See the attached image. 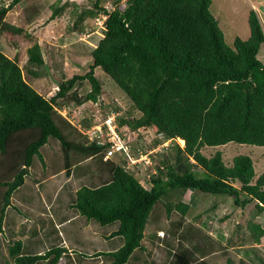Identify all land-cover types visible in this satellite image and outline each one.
<instances>
[{"label":"trees","instance_id":"trees-1","mask_svg":"<svg viewBox=\"0 0 264 264\" xmlns=\"http://www.w3.org/2000/svg\"><path fill=\"white\" fill-rule=\"evenodd\" d=\"M19 1L5 5L0 0V36L10 32L32 41L23 66L18 50L11 57L0 48V184L6 187L0 206V248L11 197L25 182L35 155L46 166L40 149L53 137L64 151L67 175L79 166L71 151L86 158L100 156L107 169L102 182L79 186L69 202L88 220L102 225L118 222L110 234L121 236L123 243L103 252L109 258L104 264H126L136 249L146 250L142 240L149 218L157 203L166 201L172 190L182 195L193 190L210 196L228 195L243 208L253 204V217L247 225L251 241L245 243L244 252L248 256L253 250L254 256H249L248 262L240 258V263L264 264L253 245L264 237V224L253 220L264 212V171L256 174L249 155L238 154L227 165L220 151L208 156L201 150L232 141L264 145V62L258 57L264 30L257 11H249L250 35L246 39L236 36L229 44L211 11L212 0H125L122 6L121 0H115L109 8L101 0H94L92 8L76 14L74 24L83 32L87 20L105 13L107 39L93 51L89 70L62 80L58 90L46 97L24 77V71L36 78L47 73L40 43L23 26L5 18ZM58 3L53 5L52 19L70 2ZM98 67L140 113L118 117L119 126L127 125L132 130L151 127L157 135L162 134V139L148 145L154 150L171 139L164 146L168 151L174 148L173 157L158 161L156 156L165 152H150L156 168V173L148 176L150 187L141 182L133 167H126L127 157L119 161L103 159L104 146L98 135L85 143L69 139L65 132L64 128L72 125L58 109L100 99L103 84L95 73ZM83 82L91 88L81 95L75 87ZM82 121L89 126L88 119ZM177 138L184 140V146ZM129 145L134 156L151 150L138 148L135 152ZM215 206L204 208L197 216ZM165 207L168 215L177 210L183 217L191 204L180 199L167 201ZM212 239L206 234L205 246L199 242L178 244L168 251L167 264L205 263L204 256L214 247ZM25 249L23 239L9 247L13 264H37L52 254L47 264H57L65 250L64 246H55L43 254L29 250L33 252L30 254ZM227 264H233L230 257Z\"/></svg>","mask_w":264,"mask_h":264},{"label":"rangeland","instance_id":"rangeland-1","mask_svg":"<svg viewBox=\"0 0 264 264\" xmlns=\"http://www.w3.org/2000/svg\"><path fill=\"white\" fill-rule=\"evenodd\" d=\"M12 1L1 0V3L8 5ZM65 1L70 3L58 17L52 19L50 16L53 5L58 2L60 5ZM113 1L115 0H101V3L109 8L112 7ZM121 1L122 6L125 0ZM93 4L94 0H20L8 10L6 21L23 26L35 36L42 47L47 63L46 75L36 78L24 71V77L46 97L52 96L58 90V84L62 80L89 70L93 51L98 48L99 42L107 39L104 22H96L99 15L85 22V34L74 24L76 14L83 9L92 8ZM252 8L259 14L264 30V0H212L211 11L218 19L227 43L232 44L236 36L246 39L250 35L248 17ZM31 44L32 41L21 34L6 32L0 36V48L11 57L18 50L21 66L26 62L27 48ZM258 57L264 62V44ZM95 73L103 84L100 99L81 105L72 103L57 111L72 125L64 128L69 139L85 143L91 141V138L97 135L95 125L100 124L111 110H124L122 115L128 117L140 115L132 109L130 100L121 88L100 67L96 68ZM90 88L88 82H83L81 86L76 85L75 90L83 95ZM55 118L59 121L58 115H55ZM85 118L89 120L88 127L83 125L82 120ZM87 129H90L88 135L83 133V130ZM120 132L131 143L135 152H138V148L139 151L149 150L151 147L148 145L156 138L162 139V134L157 135L151 127L132 130L124 125ZM177 141L184 146V140L177 138ZM170 142L171 139H166L159 147L153 149L155 153L165 152L158 154L155 159L161 161L174 156V148L168 151L165 147ZM40 150L46 166L38 155L34 156L25 182L13 193L11 204L7 208L1 235L0 264H13L8 249L17 239H23L25 253L30 254L33 249L43 254L55 246H64L65 250L57 264H104L109 258L103 252L114 250L123 243L121 236L112 238L110 234L117 228L118 222L102 225L94 219L88 220L69 206L70 199L79 186L99 184L106 178L108 172L101 163L100 156L86 158L71 151L72 159H75L79 166L78 169L73 168L72 176L67 179L65 156L60 142L50 137ZM201 150L208 156L220 151L227 165L233 163L236 155L246 154L253 159L256 174L264 171V145L232 141L222 145L203 146ZM119 160L120 158H117L116 161ZM154 165L151 157L149 163L142 161L133 166L146 187H150L148 176L156 173ZM2 179L0 176V180ZM5 189L6 187L0 184V206L3 205L2 195ZM180 199L190 202L188 213L182 217L177 210H173L168 215L165 203H175ZM211 205L216 206L197 216ZM252 205L249 204L245 208L238 206L233 197L228 195L210 196L199 190L182 195L178 190H172L166 201L157 203L149 218L142 240L146 250L136 249L134 256L126 264H167L170 249L180 243L191 245L192 242H199L205 246L206 234L212 236L214 247L204 256L205 263L201 264H227L229 257L233 264H241L240 258L248 262L249 256H254L253 250L248 256L244 252L245 243L251 241L247 225L248 220L253 217ZM253 220L264 224V212L256 215ZM154 234H159L161 239L154 237ZM183 235L187 237L183 238ZM253 245L264 259V237ZM52 257L53 254L48 260H40L37 264H47Z\"/></svg>","mask_w":264,"mask_h":264},{"label":"built area","instance_id":"built-area-1","mask_svg":"<svg viewBox=\"0 0 264 264\" xmlns=\"http://www.w3.org/2000/svg\"><path fill=\"white\" fill-rule=\"evenodd\" d=\"M106 18L105 13H100L97 18V23L101 24ZM124 110L111 111L100 124L95 125L97 129V135L100 138V143H108L105 158H109L114 154H121L127 157L126 167L137 166L140 162L149 163L151 161L150 152L154 151L151 149L149 152H142L139 156H134L130 151V145L128 141L120 133L118 124V117L122 115ZM90 133V130H88ZM94 137V136H93ZM156 149V148H155Z\"/></svg>","mask_w":264,"mask_h":264},{"label":"clouds","instance_id":"clouds-1","mask_svg":"<svg viewBox=\"0 0 264 264\" xmlns=\"http://www.w3.org/2000/svg\"><path fill=\"white\" fill-rule=\"evenodd\" d=\"M99 14H100V13H99ZM99 14H98V15H99ZM98 15H97V16H98ZM97 16H96V17H97ZM86 31H87V30H86V27H85V28H84V31L81 32V33H84V34H85ZM119 110H120V109H119ZM111 111H113V110H111ZM111 111H110V112H111ZM115 111H118V109L115 110ZM110 112H109V113H110ZM109 113H107V115H108ZM121 116H124V115H121ZM121 116H119V117H121ZM103 119H104V118H103ZM87 130H88V129H87ZM87 130H83V133H87V135H88V131H87ZM89 130H90V129H89ZM89 137H90V136H89ZM93 138H94V137H92L91 139H93ZM127 141H128V140H127ZM128 143H129V141H128ZM183 145H184V144H183ZM103 146H104V155H103V159H105V160H107V159H114V160H117V158H122V159H123V158L125 157V156H123V155L117 153V154H114L113 156H111V157H109V158H105V153H106V150H107V147H108V146L105 145V144H103ZM125 165H126V164H125Z\"/></svg>","mask_w":264,"mask_h":264},{"label":"crops","instance_id":"crops-1","mask_svg":"<svg viewBox=\"0 0 264 264\" xmlns=\"http://www.w3.org/2000/svg\"><path fill=\"white\" fill-rule=\"evenodd\" d=\"M38 42H39V41H38ZM72 173H73V171H72ZM72 173H71V174H72ZM90 174H91V173H90ZM71 176H72V175H68V178H67V179H69V177H71ZM66 219L68 220V217H67ZM113 237H116V236H112V238H113Z\"/></svg>","mask_w":264,"mask_h":264}]
</instances>
